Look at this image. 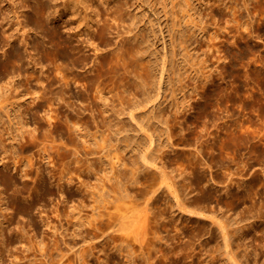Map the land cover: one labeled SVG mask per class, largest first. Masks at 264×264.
Here are the masks:
<instances>
[{"label":"rangeland","instance_id":"obj_1","mask_svg":"<svg viewBox=\"0 0 264 264\" xmlns=\"http://www.w3.org/2000/svg\"><path fill=\"white\" fill-rule=\"evenodd\" d=\"M123 1L126 4L124 12H122L123 15L121 14L122 17H126H121L123 21L121 18V21L116 20L113 16L106 14L108 4L101 5L99 0L92 2L99 6L91 8L92 11L86 10L83 5L76 4H73L70 9L66 8L65 11L66 14H69L68 22L76 29L83 30L84 38L90 39L94 43L92 46L97 48L94 50L91 46L87 51L91 55L93 54V57L98 53L100 56L105 54L108 60L116 46L121 47L124 40L128 38L130 40L133 37L134 33L126 34L129 29L127 26L131 22L128 14L139 15L141 22L137 31L143 34L145 29L146 44L149 45L147 57L152 58L154 64L152 67L154 71L153 85L149 86L146 93L140 92L137 97L135 96L137 94L134 86L135 81H140L146 72L144 73L145 70L142 67L134 65V61L131 60L134 59L133 57L129 61V71L127 70L126 73L123 65L115 62L114 71L110 70L109 73L107 71L104 77L93 84L91 83L93 94L97 96L101 94L99 97L104 96L107 102L102 100L103 103L109 104L107 106L111 107L112 110L106 114L108 117L112 115L111 113L121 109L122 104H128L132 100L141 101L139 106L133 109L136 114L134 119L128 113L122 115V119L129 127H126L127 130L124 132L117 134L116 123H109L107 120L106 124H111L114 133L109 134V130L103 133L105 118L98 111L95 112V120H93V112L85 110L86 114L81 118L82 120L80 119L79 127L82 129L73 126V122L78 119L66 120V112L64 113L63 109V112L62 110L54 112L52 120L44 114L46 112L44 109H41V112L32 109L30 116L27 110L32 99L27 98L26 101L24 98L22 99L25 96L17 93L22 91L20 86L16 85L18 83L16 80L21 77L10 72L11 80L6 79V76L9 78L8 73L0 65V71L3 70L0 74V95L9 94L11 98L0 102V155L4 149L8 151L2 153V156H7V158L0 161V199L4 202L0 203V208L2 206L4 208L0 209V224L1 221H7L4 239L0 235V253L4 248L10 249L9 252L1 254V262L17 264L20 260L21 264H30V262L31 264L33 262L34 264H44V261H47L48 264L51 262H53L51 264H80V261H77L75 250L79 247L84 249L86 245L83 252L85 254L87 251L84 255L87 262L84 261L81 264H231V262H226L228 259L221 257L223 255L218 251L217 246L219 245L217 244L223 242V239L222 233L216 228L217 225L213 219V217L223 218L226 215L229 222L232 220V225L229 226L231 232L234 231L233 227L238 229L241 226L239 232L234 231L236 234L232 245L233 250H236L239 262L241 264H264V0H210L211 6H207L209 0H202V2L192 0L193 19L186 15V11L178 8L180 17L186 16L182 21V26L175 29L172 27V21H174L172 12H169V15L164 14V8L156 4L155 0ZM167 1L168 10L171 11L172 3L182 0ZM183 1L182 7L185 6L184 9H186V1ZM63 2L64 0L56 2L59 10L63 9ZM7 4L8 26L12 25L18 30L20 27L18 24L15 25L16 22L20 18L24 20L25 17L19 10L16 12L20 15L18 18L19 15L15 13L18 8L17 4L13 2ZM88 12H93L90 15V31H87L86 28ZM96 12L99 16H95ZM0 16L2 15L0 14ZM2 18L0 17V27ZM33 18V16L25 18V21L30 22L29 27L33 25L32 28H36L35 33L43 32V30L49 31L47 27L42 26ZM151 20L153 25L150 24ZM175 20L178 21L179 18H175ZM104 22L109 30L106 34H100L97 31V25L104 24ZM186 23H190V25L187 26ZM0 30V33H3L1 28ZM35 33L32 35L34 42L32 41L30 45L32 50L34 48L36 50L35 40L38 36ZM119 33H121L120 37ZM184 35L190 38L187 40L188 47L186 49H183L182 45L178 43ZM125 37L127 38L122 40ZM176 45L177 53L175 55L173 50ZM37 52L39 55L36 57L42 58L41 61L43 60L42 63L45 64L43 68L47 73L50 72L49 74L51 72L58 73L57 64L62 68L66 65L64 60L62 62V58H54V55L42 51ZM2 56H0V60L6 58ZM165 61H167V65L164 67ZM50 63L51 65H49ZM50 66H54L52 67L54 72L49 71L52 69H49ZM27 73L37 77L40 72L38 70L35 74L32 68L27 70ZM7 80L8 82L12 81V84L15 80L16 86L11 82L8 83ZM77 81V83L75 80L73 81L75 84L72 82L74 91L87 87L85 79ZM34 83L38 85V88H35L37 86H34ZM38 83L35 80L31 84H23L24 86L21 87L26 86L25 88L38 91L42 86ZM16 87H19L17 92H15ZM14 95L18 96L14 97ZM83 98L75 96L72 100H77V103L82 106L88 105V101ZM34 105L33 103V108ZM24 107H27L26 111H24ZM52 107H57V105ZM58 107L54 109H58ZM176 109L180 111L177 113L176 119L170 120L168 125L164 122L163 124L158 123V125H154L155 128L152 126V121L147 120L152 113L154 115L162 114L165 120L167 117L166 114H163ZM25 113L28 115L26 118ZM47 119L51 120V124ZM143 120H147L148 128L152 126L149 131L157 129L161 134H159L160 136L154 134L151 146H149L148 134L146 136L147 132L139 128L143 124ZM167 127L168 129H166ZM74 128L78 129L76 134L80 135L77 136L74 133ZM79 129L82 133L79 132ZM166 130L171 134L170 140L167 138ZM23 131H26L27 134L25 132L23 134ZM152 131L150 132L153 133ZM71 133L75 134L79 144L72 143ZM22 135H24L23 138ZM12 136H15L16 140H12ZM126 138H130V147L128 148L125 145ZM170 143H173V146ZM45 144L54 148L52 149L54 156L50 159L45 158L43 150ZM114 144L120 146L119 152L115 149ZM76 145L82 150L78 153L79 159L82 158L81 162H78V158L74 159L70 156L69 151L77 147ZM3 147L4 149H2ZM148 147L150 150L162 149L159 154L165 156L163 160L165 169L173 176L179 177L182 173L188 175V191L193 201L189 207L193 206L191 208L193 210L194 206L198 204L194 210L195 213L189 214L186 212L187 210L178 212L176 209V213H179L178 215L183 220L181 226H176V222L177 224L181 222L178 220L180 217L175 218L173 215L175 212L169 208L171 205L168 201L172 199L169 195L170 190L168 188V191L163 186L157 198L153 200L157 206L156 212L149 215H154L157 221L154 220L152 224H146L147 236L141 230L144 229L141 227L142 223H140L141 228L135 227L139 225L138 223L131 227L134 228L132 231L130 228L127 232L111 236L113 237L111 239L110 237L97 238L95 241L93 240L96 244H92V241L85 243L83 238L88 239L86 236L90 235L88 232L92 230V227L81 225L78 219H80V215L83 218L92 216L91 213L94 210L92 205H95V202L94 195L89 192L93 189L97 191L96 188L100 186L101 188L105 187L102 190L99 189L101 193L104 191L106 199L104 203L107 206L110 205L104 210L116 211L110 203L113 200L112 197L118 195L117 191L112 189V183L116 182V179L108 180V175L112 173V166L118 165L120 169H129L132 166V160L138 158L144 168L148 159L144 158V153ZM84 148L87 150L97 149L95 154L88 156L90 162H96L94 157L100 156H103V162L94 165L95 172L83 174L80 178L79 169L82 163H85L83 158L86 157ZM102 148H107L103 154H101ZM116 154L121 158L125 157L123 160L125 163L127 162L128 167H125L126 165L123 163L116 164L117 160L114 158ZM4 161H9L10 168H5ZM88 163L86 162L85 165ZM160 165L162 164L160 163ZM39 167L46 169V173L50 174L49 178L57 171L61 175L67 173L73 179L70 182L62 181L64 183L63 190L56 184L55 177L50 178L49 187L42 188L37 174ZM157 170L156 167L149 166V172L153 176L158 175L159 171L157 172ZM127 175L129 177L130 173L128 172ZM83 180L88 183V187L83 185V188L80 189ZM150 181L151 179H146L141 174L139 182L131 188L132 193L140 197L141 191L139 190L149 187ZM171 181L172 179H169L168 185L172 184ZM89 185H93V187ZM126 198L118 204H121L122 208L134 206L136 198ZM142 200L143 198L139 201ZM139 201L138 203H140ZM140 206L136 207L137 212L142 211L143 208L141 209ZM197 208L199 209L197 210ZM199 210H202L204 214L198 215L197 211ZM183 212H186L187 215ZM207 214H209L208 217ZM160 216L163 217V220L159 219ZM165 217L166 219H164ZM171 224L175 227L172 228ZM150 230L151 232H149ZM140 231L144 233L141 235ZM82 234L86 236L81 237ZM134 236L136 237L134 238ZM122 240L124 241L119 242ZM103 241L106 242L103 243ZM100 242L102 243L100 244ZM115 243H118V247L115 246ZM73 246L74 248H72ZM239 246L240 250H237ZM61 252L63 260H60ZM14 254L19 258H14ZM16 259L17 262H15ZM58 261H62V263H58ZM232 264L235 263L232 262Z\"/></svg>","mask_w":264,"mask_h":264},{"label":"bare ground","instance_id":"obj_2","mask_svg":"<svg viewBox=\"0 0 264 264\" xmlns=\"http://www.w3.org/2000/svg\"><path fill=\"white\" fill-rule=\"evenodd\" d=\"M57 1L58 0H0V9L2 8V11H0V14L2 16L4 15L3 16L4 19L2 18V16H0L2 18V20H3V21L1 20L2 22H1V27H0L3 30V33H0V51H1L0 52V54H1L0 56L3 55V56L6 57L4 60H0L1 67L6 70V73H8L7 74L8 76H9V73L11 72V73H13V75L16 74L15 76L21 77L18 80H16L18 83H16L15 80H14L13 84L15 85V83H16V85L20 86V88H21L20 90H22V91L21 92H17L19 87H16V89H17L16 91H15V88H14V91L17 92V93H21V95L26 97V98L22 97V99L23 98L25 100L27 98H29V99L31 98L32 99V100L30 99L32 102L30 103V105H28L29 107H28V110H27V111H29V115H30V111L32 109H36L37 112L39 110L41 112V109H44L46 111L44 114L49 117L48 119H51V118L54 119L52 117L54 112L57 113V112H59V111H61L63 109L64 113L66 112L65 113L66 120L69 121V120H73V119H78L77 121L73 122L74 123L73 126L74 127H79L80 123H81L80 119L84 116V114H86L85 110H90L91 113L93 112L92 113L93 120H95V115H94L95 112L98 111V113L103 115L104 118H105L103 120V123H104V125H103V128H104L103 133H105L106 130L110 131L109 134L114 133L113 130L111 129V124H109V125L106 124L107 120L109 121V123H111V122L116 123V126H118L117 134L124 132L125 130H127L126 129L127 123L124 122V120L122 119V115H126L128 113L134 119L136 114H135L133 109L137 108L139 106V104L141 103V101L140 100H137V101L136 100L135 101L132 100V102H128V104H122L123 107L121 109H119L117 112L111 113L112 114L111 116L113 118H110L111 116L108 117V116H106V114H108L110 112V110H112L111 107L109 108V106H107L109 104L106 105V103L105 104L103 103L104 100L106 101V99H104L105 98L104 96L99 97L101 94H99L98 96L93 94L92 88H91V83L93 84L97 80H100V78H102V77H104L106 75L107 71H108V73H109L110 70L114 71L113 68H115L114 66H115L116 63H118L120 65H123L124 70H125L124 72L126 73L127 70H128V67L130 65L129 61L133 57L134 59H131V60L134 61V63H135L134 65L139 66L140 68L142 67L145 70L144 73L146 72L145 76L143 78L141 77L140 81L139 80L135 81V85L134 86H135L136 91H137V94H135V96L137 97L140 92H145V93L147 92L149 86L152 84V78H153V73H154V71L152 70V67H154V64H153L152 58H148L147 57V54L149 52V45L146 44L147 41H146V37H145V29L143 30V34H142V32L140 33V32L137 31V29L139 28V24L141 22V20L139 19V15L136 14V13L135 14L134 13H130V15L128 14L129 19L131 20V22L127 26V28L129 27V29H127V33H126V30H125V33L126 34L134 33V34H132L133 37L132 38L130 37L131 38L130 40H128L129 38L126 39L127 37L122 38V40L126 39V40H124L125 42L123 43L121 41L123 43L121 47H118L116 45H115L116 47L114 46L115 49L113 47L114 50H112V53H111L112 55H111L110 59L108 60V58H107V56L105 54L103 56H100L99 53H98V55H96V56L94 55L95 57H93L92 56L93 54L91 55V53H89V51H87V49H89V47L91 48L93 42H91L90 39L89 40L85 39L86 37L84 38V31L83 30L76 29V27H74L70 22H68L67 18L69 16V14L68 13L66 14V11H65L66 8H68V9L72 8L73 4L83 5V7H85L86 10H89V9L91 10V8H93L94 6L99 7L98 4L97 5L92 4V2L94 0H64L63 9L59 10L58 9V5L56 4ZM99 1H100L101 5H104V4L107 5L108 4V7H106L107 8L106 10L107 11H111V12H107L106 11V14L108 13V15H111V17L113 16L116 20H120V18L122 17L121 14H122V12H124V8H125V5H126L123 0H116L115 2H113L112 0H99ZM182 1H177V2L174 1L172 3V7L169 6V7H171L170 8L171 11H169L168 10V1L167 0H155L156 4L161 5L164 8V10H165L164 14L169 15V12H172L173 15L172 14L171 15L174 16V21H172L173 22V26H172L173 29H175L176 27L178 28V26L179 27L182 26V21L185 19L186 15L189 16V18H191L192 15H193L192 12H191L193 10V8H194V6L192 4V0H185L186 1L185 3L187 4V8L186 9H184L185 6L182 7V4L184 2V1L183 2ZM198 1L202 2V0H198ZM211 1L210 0L207 1V3L209 2V4L206 3L207 6L211 4L210 3ZM8 2H13L14 4H17L18 8L16 7L17 9H16L15 13L19 12V10H20V12H22V15L26 19H28L29 17L33 16L42 26L47 27L49 31L45 32L43 30V32H39L38 31V32L35 33V29L36 28L34 27V29H33L32 28L33 25L31 26V24H30L31 27H29V23L30 22L29 23L26 22L25 18H24V20H21L20 15L18 13H16V14L19 15V16L18 15L17 16L20 19L19 20L17 19L18 22H16L15 25L18 24L20 29L17 30L16 27L13 28L12 25L8 26V23H7V20H6V17L9 14V12H7V8H6V6H8V4H7ZM178 8L182 9V11H186V15L184 17H180V15L178 14ZM62 11H64V12H62ZM10 12H12V11L10 10ZM91 13L93 14V12H88V16L89 17H88V20H87V23H86L87 31H90V23H91L90 15H91ZM97 14H98V12H96L95 16ZM101 14H103V13H101ZM97 16H99V15H97ZM124 17L125 16H123L122 18H124ZM114 18H112V19L114 20ZM122 18H121V20H122ZM175 18H179V20L177 21V20H175ZM7 19H8V17H7ZM192 19H193V17H192ZM124 20H126V19H124ZM38 22H37V24H38ZM98 23H99V21H98ZM150 24L151 25L154 24L152 20H151ZM186 24H187V26L190 25V23H186ZM41 25H40V27H41ZM97 26H98V30L97 31L100 34H106L108 32V30H109V29L106 28L107 25L105 24V22H104V24H98ZM37 27H39V26H37ZM42 29H43V27H42ZM176 30H178V29H176ZM34 33H35V35L37 34V36H38V38L35 40V42H36V44H35L36 50H35L34 47H33L34 48L33 50L30 48L31 42L33 41L32 35ZM174 33H175V31H174ZM181 33H183V32H181ZM120 34L121 33H119V35H118L119 37H120ZM186 35H189V34H186ZM186 35H184V37H182L183 39H180L181 41L178 42L179 44L182 45L183 49H186L188 47L187 46V40H188L189 37H185ZM121 36H123V35H121ZM33 38H35V37H33ZM174 47L175 48H174L173 51H175L174 53L176 55V53H177V48H176L177 45L174 46ZM92 48L94 50L97 49V48H95V46H92ZM37 51H39V52L42 51L44 53H47V54L49 53L50 55H54V58H58V57L60 59L62 58V62H63V60L66 62V65H65V63H63L65 65V67L63 66V68H62L61 66H59V64H57L58 67H57L56 70H58V73L56 71H55L56 74L52 73V72H51V74H49L50 72L47 73L46 69L43 68V66H45V64L42 63V61H43V60L41 61L42 58L36 57L37 55H39V53ZM175 55H174V58H176ZM48 57H50V56H48ZM58 61H59V59H58ZM58 61H57V63H59ZM49 65H51V63ZM166 65H167V61H165L164 67ZM52 67H54V66H52ZM52 67L50 66L49 69L52 68ZM32 68L34 69L35 74H36V71L38 72V70H39L40 73H38L39 75H37V77L33 76L30 73L29 74L27 73V70H29V69L31 70ZM117 69H119V68H117ZM120 69H121V67H120ZM51 70L54 72L53 68L50 69L49 71H51ZM2 71H0V74H1ZM25 71H26V73H24ZM5 74H4V76H5ZM52 74H54V76H51ZM72 75H73V77H72ZM124 75H126V74H124ZM5 78L8 79V80L9 79L11 80L10 76H9V78H7V76ZM12 79H14V78H12ZM79 79H85L86 82H87V87H85L83 89H80L79 91H74V86H73L72 82L75 80V83H77L78 82L77 80H79ZM8 80H7V82H8ZM35 80L40 83V84L38 83L40 86L42 84V86H41L42 89H41V87H39L40 89H38L39 92L30 90L28 87L25 88L26 86L24 87L25 89L23 87H21L23 84L24 85H26V84L29 85V84L33 83ZM9 82H11V84H12V81H9ZM35 83H34V86H37L35 88H38V85H35ZM12 87H14V86H12ZM100 92H102V91H100ZM15 96H18V95H14V97ZM75 96L76 97H78V96L84 97L88 101V105L82 106V105H80V103L79 104L77 103L78 102L77 100H72V99L75 98ZM14 97H12V98H14ZM98 97L100 99L99 101H98ZM7 98L8 99L10 98L9 94H6V95L5 94H1L0 95V102H3ZM17 99H19V98H17ZM36 99H38V100H36ZM52 101H54V102H52ZM33 103L35 104L34 108L32 107ZM54 103L57 105V107L59 106L58 109H54V108H57V107H54V108L52 107V106H56ZM25 105H26V103H25ZM26 109H27V107L25 108L24 111H26ZM63 110H62V112H63ZM179 111H180L179 109H176V110L164 113L163 115L166 114L165 116L167 117V118H165V120H164V116H162V114L154 115V113H152L151 115H149L147 120H149L150 122L152 121V126H154L156 124L158 125V123L159 124H163V122L166 123V125H168L170 120H175L176 119V117H177L176 115H177V113ZM26 116H28V115H26V113H25V118H26ZM86 117H88V116H86ZM44 119H46V118H44ZM48 119H47V121L48 122L50 121V124H51V120L52 119L51 120H48ZM89 119H91V118H89ZM146 121L143 120V124H141V122L138 121L141 124V126L139 128H142L143 131L147 132V133L146 132L145 133H146V136L148 134V138L150 139V145L149 146H151L152 143H153V140H154V134L156 133L157 136H158L160 133L158 132L157 129H154L153 131L150 130V131L153 132V133H151L149 131V129H151L152 126H150V128H148L147 126H149V125L146 124ZM25 125L27 126V124H25ZM106 126H108V127H106ZM154 127L156 128V126H154ZM79 128H81V127H79ZM127 128H129V127H127ZM75 129L76 128H74V130ZM166 129H168V127ZM77 130H75V132H74L75 134H76ZM27 131H29V130H27ZM166 131H167L166 132L167 138H168V140H170L171 139V134L169 133L168 130H166ZM24 132L26 133V131H23L22 133L25 134ZM32 132H33V130L31 131V133ZM79 132H81V130ZM115 132H116V130H115ZM162 133H164V132L162 131ZM18 134H20V133H18ZM75 134H73V133L70 134L71 141H72V143L79 144L76 141V137L74 136ZM78 135H80V134H78ZM12 137H13L12 140L13 139L16 140L15 136H12ZM21 137L23 138L24 135H22ZM80 137H82V136H80ZM81 141L86 143V141H83L82 139H81ZM126 142L127 143L125 145H127V148L130 147V138H126ZM83 145H85V144L83 143ZM114 145H115L114 146L115 149H117V151H118L120 146L118 144H114ZM170 145L173 146V143H170ZM76 146L77 147L72 148L73 150L70 149L71 150V151H69L70 152V156H72L74 159L78 158V162L79 161L81 162L82 158L79 159L80 156L78 155V153H79V151H82V150H80L78 145H76ZM52 147L47 145V144L44 145V149L43 150H44L45 158L50 159V158H52L54 156V152L52 151V149H54V148H52ZM80 147H81V145H80ZM2 149H4V147ZM104 149L102 148L103 151H102L101 154H103V152L107 150V148L105 150ZM96 150L94 148L93 149L91 148L89 150L84 148L86 157L83 158V159H84L85 163L86 162H89V163L87 165H85V163H82V165L80 166V169H79L80 178L82 177L83 174H89V173L95 172L93 167H94V165L96 163H101L102 164V162H103L102 161V157L103 156H100V157H97V158L94 157V160L96 162H92V161L90 162V158L88 156L90 154H95L97 152ZM110 150H112V149L110 148ZM146 150L147 151L144 153V158H148V159H147V161L145 163L146 165H145L144 168L140 164L138 158H135L134 160H132L133 163L131 164L132 166H130L129 169L128 168L120 169V168H118V165L115 166V167L112 166V173L110 175H108V180L112 181V180L116 179V182L112 183V189H115L117 191L118 195L116 196L114 194L115 196L112 197L113 200L110 201V203H112V205L115 208L114 210H116V211H106V210H104V209H107L108 206H110V205L107 206L104 203L105 200H106L105 199V195L103 194L104 191H102L103 193H101L102 188L104 189L105 187H102V188H101V186L99 188L97 187L96 188V189H98L97 191H95V189H93V191L90 190L91 192H89V194L91 193L92 195H94L93 199H94V202H95V205H92V207H94L93 208L94 210L91 213L92 216H88V217H84L83 218L80 215L79 216L80 219H78L81 222V225H90V226H88V228L92 227V230L89 229L90 232L87 231L88 233H90V235L86 232L89 236H86L85 234H82L83 236H81V237H84V235H85L86 237H88V239L87 238H83L85 243H87L88 241H90V242L92 241V244H94L95 242H93V240L95 241L97 238L98 239H100V238L104 239V238L110 237V239H111V238H113L111 236H114V235L116 236V234H118L120 232H127L128 230H130L131 227H133L134 225H136L138 223H139V225H136L135 227H138V226H139V228L143 227L144 229H141V230L145 232V229H146V226H147L146 224H152L154 220L157 221V219H156V217L154 215L153 216H150V215L152 213L156 212V207L157 206H156L155 202H153V200H154V198H157L158 193L160 192V190L162 189L163 186H165V188H167V190H168V188L170 190V194L169 195L171 196L172 199L171 200L169 199L168 202L170 203L169 205H171L172 207L170 206L169 208H172V211L175 212L173 214L175 218L180 217L178 220H180L181 222H178V224L176 222V226L180 225L182 223V221H183L181 219V216L178 215L179 213L178 214L176 213V209H177L178 212H182L183 210H187L186 212L189 213V214L190 213L191 214L195 213L194 210L196 209V206L198 204L194 206L195 209H193V210H191V208L193 206L191 208L189 207V206H191L193 204V201L191 200L190 193L188 191V180H189L188 175L186 173H182L179 177H176V176H173L172 173L168 172L165 169V165H164L165 163L163 162L165 156L161 155V153L159 154V152H161L162 149L150 150V147H148ZM6 152H8L7 149H4L2 151V153H6ZM164 152H162V153L164 154ZM2 153L0 155V161L5 160L7 158V156L6 157L4 155L2 156ZM108 155H109V153H108ZM108 155H105V156L108 157ZM119 156L117 154L114 156V158L117 160L116 164H120L121 165L123 163V165L124 164L126 165L127 162L125 163L124 162L125 160H123V158H125V157L121 158V156L120 157ZM158 160H159V162H158ZM160 163L162 165H160ZM4 164H5V168H10L9 161H4L3 165ZM150 165H152V166H154V167H156L158 169L157 172L158 171L159 172H158L157 176H153L149 172V166ZM125 167H128V166L126 165ZM128 172L130 173L129 177L127 175ZM50 173H52V172H50ZM37 174H38V180L41 183L42 188L49 187L48 183L51 182L50 178L53 179V177H55L56 178V184L59 185L60 189L63 190L64 183L62 181L65 180V181H69L70 182L73 179L72 176L69 177L70 176L69 174L65 173L64 175H61L57 171H55L53 174H51V176L49 178L50 174L48 175L46 173V169L45 168L43 169V168H40V167L38 168V173ZM141 174L146 179H151V181H150L151 184L149 185V187H146L143 190L140 189L139 191H141V192L139 194L141 196L137 197L136 194L132 193L131 188H132L133 185H135V184H137L139 182ZM48 178H49V180H48ZM169 179L170 180L172 179V181H171L172 184H170V185H168ZM54 183H51V184H54ZM166 184L168 185V187H167ZM81 185L79 187L80 189H81V187L83 188V185H85V187H88V183L85 182L84 180H83V182H81ZM93 185H91V186L93 187ZM100 188H101V190L99 191ZM98 193H99V196H98ZM126 197H132L134 199L137 197L135 199L136 203L134 204V206L128 207V208H126V207L122 208V205L118 204L119 202L121 203L122 200L127 199ZM141 198H143V200L140 202L139 200ZM138 201L140 203H138ZM0 203H2V204L4 203L2 201V199H0ZM139 205L143 206V207L140 206V208L141 209L143 208V209H142V211L137 212L136 211L137 210L136 207L139 206ZM2 208H3V206H2ZM2 208H0V209H2ZM141 209H138V210H141ZM198 209L199 208H197V210ZM202 210L201 211L199 210L200 212L197 211V214L198 215L199 214H204ZM187 213H186V215H187ZM208 215L209 214H207V217H208ZM161 216H160L159 219L163 220V217L161 218ZM210 218H212V217H210ZM218 218L216 219L215 217H213L214 223L217 225V227H216V225L214 224V228L216 227V228H218V231L219 230L221 231L222 239H223V242H220V244L219 243L217 244V245H219V246H217L218 247V251L221 253V255H223L221 257H225L226 260L228 259V261H226V262H231V264H232V262L235 263V264H241L239 262L238 258H237L238 255L235 252L236 250H233V248H232V245L234 243V236L237 233V231L240 230L241 226H240V228L237 227L238 229L233 227V229H234V231L236 233L234 231L231 232L229 226L232 225V223H231L232 220H230V222H229V219L226 218V215L223 218H219V220H218ZM164 219H166V217ZM223 220H225V221L223 222ZM174 221H176V220H174ZM1 222L2 223L0 224V235L2 236V239H4L3 237L6 235L5 234L6 233L5 232L6 231L5 228H6L7 221L4 220V221H1ZM48 222H46L47 225H48ZM140 223H142L143 226L141 225V227H140ZM165 223H167L166 220H165ZM235 223H238V222H235ZM162 224H164V223H162ZM173 224H171L172 228L175 227V226H173ZM166 225H168V224H166ZM148 227H149V225H148ZM182 227H183V225H182ZM133 229L131 228L130 231H132ZM85 230H87V229H85ZM137 230L139 231V229H137ZM214 231H215V229H214ZM144 232L140 231L141 235ZM149 232H151V230ZM122 234H124V233H122ZM145 234H146V232H145ZM127 235H129V234H127ZM212 235H213V233H212ZM136 236H137V234H136ZM136 236H134V238ZM138 236L139 237H143V236H140V235H138ZM146 236H147V234H146ZM144 238H146L145 235H144ZM144 238H142V239H144ZM123 241L124 240L119 241V242H123ZM105 242L103 241V243H105ZM109 242H112V241H109ZM116 242H118V241H116ZM101 243L102 242H100V244ZM117 244L115 246H117ZM85 246H84V249L86 248ZM72 248H74V246ZM121 248H122V245H121ZM84 249L79 247L78 249L75 250V252L77 254V261H80V264H81V262L84 263V261H85L84 255L87 253V251L85 250L86 253L84 254V252H83ZM234 249H236V248H234ZM237 250H240V246H239V249L237 248ZM9 251H10V249H8V248L2 249V252L0 253V264H3V262H1V260H2L1 254L3 255V253L9 252ZM119 251H121V249H119ZM240 252H242V251H240ZM237 253H238V251H237ZM61 254L62 255H60L61 256L60 260H63L64 259V258L62 259L63 253L61 252ZM13 257L14 258L18 257L19 258L18 255L15 257V254L13 255ZM239 257H240V255H239ZM17 261L18 260L16 259L15 262H17ZM19 261L17 262V264H21V261L20 262ZM44 262L46 263L47 261H44ZM59 262L62 263V261H58V263ZM85 262H87V261H85ZM51 263H53V262H51ZM30 264H31V262H30ZM32 264H34V262ZM47 264H48V262H47Z\"/></svg>","mask_w":264,"mask_h":264}]
</instances>
